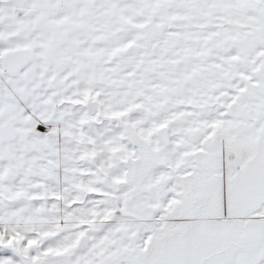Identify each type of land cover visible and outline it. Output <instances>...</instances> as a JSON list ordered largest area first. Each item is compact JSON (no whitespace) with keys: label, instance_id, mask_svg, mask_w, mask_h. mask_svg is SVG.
<instances>
[{"label":"snow or ice","instance_id":"snow-or-ice-1","mask_svg":"<svg viewBox=\"0 0 264 264\" xmlns=\"http://www.w3.org/2000/svg\"><path fill=\"white\" fill-rule=\"evenodd\" d=\"M0 264H264V0H0Z\"/></svg>","mask_w":264,"mask_h":264}]
</instances>
